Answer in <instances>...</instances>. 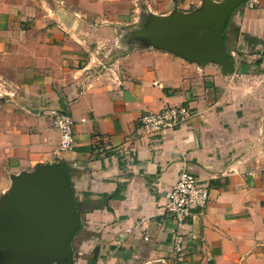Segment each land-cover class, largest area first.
<instances>
[{
    "label": "crops",
    "instance_id": "1",
    "mask_svg": "<svg viewBox=\"0 0 264 264\" xmlns=\"http://www.w3.org/2000/svg\"><path fill=\"white\" fill-rule=\"evenodd\" d=\"M132 1L1 2L0 203L15 176L58 164L79 216L72 264H264V0L226 22L230 74L135 32L143 16L189 14L205 0H160L147 14ZM176 105L192 111L186 125L163 135L141 125ZM49 109L71 114V150L59 149ZM182 168L209 199L178 226L165 204Z\"/></svg>",
    "mask_w": 264,
    "mask_h": 264
},
{
    "label": "water",
    "instance_id": "2",
    "mask_svg": "<svg viewBox=\"0 0 264 264\" xmlns=\"http://www.w3.org/2000/svg\"><path fill=\"white\" fill-rule=\"evenodd\" d=\"M247 0H205L201 8L170 16L149 14L135 32L156 46L192 61H215L224 73L234 71L223 33L239 4ZM79 226L67 169L58 164H36L31 172L13 178L0 203L1 264H72L71 238Z\"/></svg>",
    "mask_w": 264,
    "mask_h": 264
},
{
    "label": "built area",
    "instance_id": "3",
    "mask_svg": "<svg viewBox=\"0 0 264 264\" xmlns=\"http://www.w3.org/2000/svg\"><path fill=\"white\" fill-rule=\"evenodd\" d=\"M254 3L258 0H251ZM155 85H160L154 82ZM192 111L188 106H166L158 111H150L140 116L141 125L152 135H163L170 130L178 129L186 125L192 117ZM48 116L53 126L59 132V149L71 150L75 143L74 120L70 113L58 109H49ZM209 199L208 185L200 180L194 173L182 168L175 183L168 192L165 211L178 226L184 225L187 220L200 214L205 209ZM182 233L176 231L173 236L174 249L181 252L183 248ZM147 239V237H145ZM94 264H106L96 262Z\"/></svg>",
    "mask_w": 264,
    "mask_h": 264
},
{
    "label": "rangeland",
    "instance_id": "4",
    "mask_svg": "<svg viewBox=\"0 0 264 264\" xmlns=\"http://www.w3.org/2000/svg\"><path fill=\"white\" fill-rule=\"evenodd\" d=\"M2 1L4 0H0V9H1V5H2ZM36 2V3H40V4H43V5H47V6H53V2L54 0H33V2ZM132 7L133 9L135 8H138L139 10H137V13L138 12H141L142 14H147V10H151V8L153 10H157L158 9V6H159V3H160V0H135V1H132ZM135 3V4H134ZM1 59V58H0ZM5 83H3L1 86H0V89H3ZM6 87V85H5ZM10 87V86H9ZM1 92H4L3 90H0ZM264 104V102H260V104Z\"/></svg>",
    "mask_w": 264,
    "mask_h": 264
}]
</instances>
